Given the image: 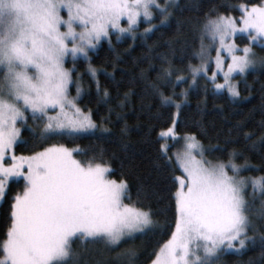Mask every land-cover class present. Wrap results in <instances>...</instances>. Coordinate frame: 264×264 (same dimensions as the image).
Segmentation results:
<instances>
[{
	"label": "snow or ice",
	"instance_id": "1",
	"mask_svg": "<svg viewBox=\"0 0 264 264\" xmlns=\"http://www.w3.org/2000/svg\"><path fill=\"white\" fill-rule=\"evenodd\" d=\"M176 11H182L179 0H164L163 5L158 0H0V198L12 178L24 180L22 192L11 204L5 238L0 240V264H87L83 252L73 249L75 240L102 243L105 252H112L153 229L151 212L136 203H125L132 199L128 183L109 179L112 169L106 163L95 158L82 163L74 156L80 149L63 145L27 157L16 156L14 149L21 136L17 123L26 125L29 119L43 123L42 140L57 133L95 134L98 125L91 112L69 98L75 81L73 71L65 68L66 58L88 59L89 51L102 40L111 43L113 33L117 40L124 34L133 35L141 18L150 24L142 36L158 31ZM239 11V17L206 14L202 31L210 33L219 46L214 48L213 60L206 58L202 45L197 54L201 66H190L195 84L196 77L207 75L208 65L214 62L216 71L208 79L216 91L226 90L237 103L249 97L242 96L232 82L235 75L264 69V57H258L253 47H238L233 40L237 33H244L252 45L264 49V3L241 5ZM158 18L159 24L151 23ZM122 20L127 27L121 25ZM89 72L95 79L96 70L90 67ZM220 73L224 83L215 82ZM172 75L173 70H164L166 78ZM140 79L145 93L158 96L161 106L177 109L172 127L161 137L181 139L176 125L183 102L164 95L145 73ZM176 80L184 82L185 78L177 76ZM76 91L80 93L79 85ZM108 95L105 90L104 97ZM129 96L124 94V102ZM260 111L264 115V88ZM242 126L238 122L236 128ZM122 132H127V126ZM254 135L246 132L243 138L253 149H264V133L257 140L252 139ZM182 139L185 151L175 159L183 175L174 178L178 186L172 194L175 228L153 253L151 264H219L225 255L242 257L257 246L258 256L240 264H264V175H241L248 165L233 161L238 155L235 151L226 163L213 164L203 159L205 149L195 135ZM123 146L127 148V144ZM161 155L171 164L167 145H161ZM137 260V251L127 248L111 260L101 255L91 264H136Z\"/></svg>",
	"mask_w": 264,
	"mask_h": 264
},
{
	"label": "trees",
	"instance_id": "2",
	"mask_svg": "<svg viewBox=\"0 0 264 264\" xmlns=\"http://www.w3.org/2000/svg\"><path fill=\"white\" fill-rule=\"evenodd\" d=\"M160 1L164 3V0ZM179 3L182 11H176L158 31L142 36L143 24L135 31V39L128 35L117 40V36L112 35L111 43L104 41L89 61L82 58L66 61V67L73 71V80H79L84 86L79 105L91 112L98 125L95 134L57 133L42 140L39 131L43 123L29 119L30 125L24 127L22 141L16 146L17 154L21 155H33L52 145L78 148L80 152L74 153L77 160L87 163L95 158L97 162L110 166L109 179L127 181L132 199L125 200V203H136L151 212L153 229L143 235L137 234L135 239L122 243L112 252H105L102 243L86 244L75 240L73 249L83 252L87 264L101 255L111 260L127 248L137 251L136 264H151L153 253L170 238L175 228L172 194L178 185L174 178L183 173L174 158L168 164L162 157L164 140L160 134L172 126L177 109L161 106L158 96L145 93L144 82L140 79L142 72L149 77V82L159 85L164 95L172 96L176 103L183 102L176 125L177 134L195 135L203 144L208 161L226 163L229 154L235 151L238 155L232 157L233 161L248 165L241 175H264V149H253L251 142L243 138V133L254 132L252 139L257 140L264 133L261 128L264 115L260 111L264 69L235 77L241 95L249 97L248 101L241 103L235 102L227 92H217L206 76L197 77L192 85L190 69L199 63L197 54L201 49L206 14L239 17L240 5H260L264 0H179ZM237 42L241 46L250 44L246 36H239ZM260 49L264 53V49ZM90 67L96 70L95 79L89 72ZM165 69L173 70L170 78L164 76ZM177 76H183L185 81L177 82ZM105 90L108 97H104ZM125 93H130L127 102H124ZM238 122L243 125L240 129L236 128ZM125 126L126 133L122 132ZM99 129H108V132ZM125 144L127 148L123 146ZM217 146L220 150H212ZM168 156L172 157L171 154ZM23 187V180L13 181L0 207V240L5 238L11 222L13 198L22 192ZM259 204L257 199L255 207L258 208ZM258 253L257 246L242 257L225 255L219 264H240Z\"/></svg>",
	"mask_w": 264,
	"mask_h": 264
},
{
	"label": "rangeland",
	"instance_id": "3",
	"mask_svg": "<svg viewBox=\"0 0 264 264\" xmlns=\"http://www.w3.org/2000/svg\"><path fill=\"white\" fill-rule=\"evenodd\" d=\"M158 2L161 3V4L163 5V3H162L160 0H158ZM240 6H241V5H240ZM246 6H247V5H246ZM248 7H251V6H248ZM154 11H155V10H154ZM63 14L65 15V18H66V12H64ZM151 23H152V24H159V18H158V19H154ZM143 24H145V27H143V30H142V33H144V29H145L146 27H149L150 24H148L147 22H144L143 18H141V23L137 26V29H136V30H138ZM121 25H122L123 27H127V22H126V20H122V21H121ZM77 31H79V28L77 29ZM149 34H151V33H148L147 35H149ZM112 35H116V36H117L116 33H113ZM128 35H129V34H124V35H122V36L120 37V39L123 38V37H125V36H128ZM133 35H134V34H133ZM239 36H246V37H247V35L244 34V33H237V35H236L235 37H233V40L235 41V43L237 44V46L240 47V48H243L244 46H241V45L237 42V38H238ZM247 38H248V37H247ZM104 41L109 42V41L106 40V39H105V40H102V41L100 42V44L97 46V48H96L95 50H90V51H89L88 59H85V60L89 61L90 58H91L92 53L95 52V51H97V50L101 47V45H102V43H103ZM201 42H202L201 46L203 45V47H204V49H205V51H206V53H207V57H206V58H209V57H210L211 59L214 60L215 55H216V52H215L214 48L219 46L218 43H214V42H213L210 33H209V34H204L203 31H201ZM247 46H249V47H253V50L256 52V54H257L258 57H264V53L261 51V49H260V47H259L258 45H252V44L250 43V44L247 45ZM200 50H201V49H200ZM238 54H242V53H238ZM80 58L84 59L83 57H79V56H78L75 60L80 59ZM68 59L73 60V58H72L71 56H69L68 58H66V61H67ZM66 61H65V68L68 69V68L66 67ZM201 64H202V61L199 59V63H198V65H196L195 67H200ZM208 68H209V70H208V72H207V75H203V74H201V75H198L197 77H199V76H206L207 78H208V77H211V76H212V73L216 71V65H215V63H214V62H213V63H210V64L208 65ZM68 70H71V69H68ZM224 70H225V71L227 70V66H226V64H225ZM246 74H247V73H246ZM237 75H239V74H237ZM237 75H235V77H236ZM197 77H196V78H197ZM192 79H193V77H192ZM74 81H75V83L72 84V85H70V88H69V93H70V97H69V98H70V99L74 98V99L76 100L77 105L81 108V106L79 105V100L81 99V97H82V95H83V93H84V86H83V84H82L79 80H74ZM215 82H216V83H224V80H223V74H222V73H220V74L217 76ZM232 82L238 86V83H237V81L235 80V78L233 79ZM191 84L194 85V84L192 83V80H191ZM77 85H79V87H80V89H81V91H80L79 94H78L77 91H76V87H77ZM213 86H214V85H213ZM73 87H74V89H75V92H74V93H72V88H73ZM217 92H227V91H226V90H219V91H217ZM84 111H85V110H84ZM85 112H87V111H85ZM50 114H54V113H50ZM26 115H29V116H30V113H26ZM178 119H179V117H178ZM29 125H30L29 120L27 121V124H26V125H25L24 123H21V122H18V123H17V127H19V128L21 129V135H22V131H23L24 127L29 126ZM171 127H172V126H171ZM166 130H167V129H166ZM166 130H164V131H162V132H165ZM162 132H161V133H162ZM176 133H177V131H176ZM63 134H67V133H63ZM67 135H69V134H67ZM72 135H85V134H84V133H81V134H72ZM186 135H189V134H186ZM191 135H192V134H191ZM178 136L181 137V139H179V140H173V139H171L170 137H163V140H164V144H163V145H167V146H168V154H171V156L174 158L175 161H176V159H175L176 154H180V155L182 156V155H183V152L185 151V141L182 139L185 135H178ZM197 140H198V138H197ZM21 141H22V136H20V141L18 142V144H19ZM18 144H17V145H18ZM201 144H202V143H201ZM202 145H203V144H202ZM42 151H43V150H42ZM14 152H15V155H16V156H25V157H27V156H31V155H21V154H17V152H16V147H15V149H14ZM194 154L197 156V159H201V157L199 156V154H197V153H194ZM203 159L207 160L206 157H205V151H204ZM176 163H177V162H176ZM212 163L215 164V163H218V162H212ZM177 165H178V163H177ZM25 170H26V169H25ZM181 171H182V170H181ZM230 174H231V173H230ZM18 180H23V179H22V178H12V179L9 181V183H8V187H7V190H6V193H5L4 197L0 198V207H1V205H2V203H3V201H4V199H5V196H6L7 192H8V190H9L10 184H11L13 181H18ZM23 181H24V180H23ZM251 191H252V190H251V188L249 187V189H248L249 194H251ZM257 195H258V194H257ZM249 197H250V199H251V196H250V195H249ZM83 242H84V241H83Z\"/></svg>",
	"mask_w": 264,
	"mask_h": 264
}]
</instances>
